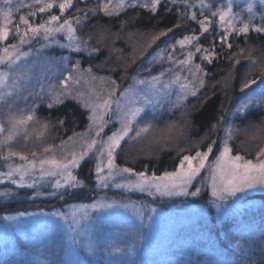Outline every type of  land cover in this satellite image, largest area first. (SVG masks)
Here are the masks:
<instances>
[{"label": "rangeland", "instance_id": "1", "mask_svg": "<svg viewBox=\"0 0 264 264\" xmlns=\"http://www.w3.org/2000/svg\"><path fill=\"white\" fill-rule=\"evenodd\" d=\"M59 2L60 0H57V4ZM162 2L169 6L186 7L190 18V13L195 12L197 20L194 22L196 24H198L197 21L208 17L211 20L209 31L216 33L218 39L223 34L219 17H213L212 13L221 7L226 9L228 0H203V3L209 4L210 7H201V0H162ZM248 3L255 5L253 9L255 19L252 23L254 25L264 23L260 19L261 15H264V3H261V0H232L233 13L247 21L252 15L247 11ZM3 6L4 0H0V7ZM12 7L14 9L13 23L10 27L13 31L15 26L20 24V16L22 15L27 16L31 22L37 24L47 20L51 15H60L61 22L64 19L73 18L66 16L69 9L61 14L58 7L31 16L30 13L39 7V5L33 6V0H13ZM17 8L18 11L15 10ZM145 10L149 11L148 9ZM80 24L73 25L76 28V35L82 41L80 51H76L74 46H69L70 42L64 33L56 35L49 41L38 38L24 46L23 50L29 55L20 62L17 70L23 71L26 74L25 78L21 79L19 88L15 92L6 97L5 100H0V122L4 123L6 129L5 133L0 134V137L7 134L10 115L26 116L34 111V121L29 122L28 126L29 132L32 133L37 121L38 108L47 106L48 95L46 93L49 86H59L69 72H72L74 77L82 76L79 90L89 94L91 88L100 91L110 89L113 86L112 82L115 80L111 77L92 70L89 74V69L80 66V59L77 55L91 52L88 41L78 33ZM250 32L257 34L254 30ZM238 35L235 33L230 35L228 42L234 45ZM195 36L200 37L199 35ZM183 37L162 42L138 67L136 75L131 77L128 84L121 86L115 82L118 85L116 95L119 96L125 89L133 86L135 80L150 79L152 76H159L162 72L164 73L162 78L164 83L177 74L191 79L189 69L195 71L196 65H199L206 72V68L218 55L213 58L211 63H208L202 59L205 53L196 52L195 49L197 45L208 49L213 44L203 45L198 40H194L191 45H186L184 49H181L177 44L173 50L170 46L176 44ZM17 39L18 37L10 34L8 41L0 42V47L15 43ZM221 44L224 48H228L225 43L221 42ZM215 51L219 54L216 47ZM189 52L193 53L190 65L182 66L175 63V61L186 59ZM157 64V68L152 72V67ZM77 65L79 72L76 71ZM90 76L103 78V80H91ZM200 76L205 75L200 74ZM69 83L71 84V82ZM73 87L76 86L73 85ZM41 88L45 91L41 92ZM255 94L253 91L247 96L243 95L230 110L228 116L221 117L218 123L217 137L213 139L216 143L213 153L209 157V163L215 160L218 155L221 142L226 138L225 130L229 127L233 129L229 141L233 154L239 153L247 158L246 152L241 153L233 145L238 131L235 123L243 120L250 111H264V106L254 103L246 113H238L236 108L244 99ZM180 95L179 84H173L170 88L150 94L153 104L146 107L145 112L134 122V129L143 127L149 122L154 126L160 118L171 115L197 94L195 96L189 95L186 100L178 103ZM71 100L81 106L86 114V122L82 130L70 134L65 140L67 151H71L73 148L72 140L69 138L78 139L76 134H84L85 137L90 135L88 132L90 125L89 109L84 108L81 102L75 99ZM118 116L119 113L115 110L114 105L113 111L105 117L108 124L101 133L102 138H106L120 127ZM95 131L96 129L93 128L92 135ZM130 135H134V132ZM21 138L23 137H19L17 140ZM141 139L133 141L126 138L122 145H131ZM60 145L55 147L58 156L61 155ZM119 150L116 153V164L121 167H130L118 162ZM197 151H206V149H198ZM195 152L186 155H195ZM6 154L7 152L4 150L0 156ZM90 158L94 159L95 166V155H90L87 159ZM255 158L256 155L247 159L255 160ZM16 163H20L18 158L11 161L0 158V172H6L9 164ZM135 170L139 172L137 169ZM145 170L149 174L154 172L148 169V165H144L141 171ZM128 178L130 177H117L116 182L119 183L122 179ZM208 178L209 171L205 168L189 189V191H195L199 187L201 189L199 195L173 197H153L139 191L116 188L111 183L108 188H102L95 179L98 193L92 200L74 203L63 202L61 205L53 206H50L51 203L48 201L53 199L63 201L74 189H67L63 199H61L60 195L50 194L53 189L48 181H42L36 187L29 188L20 187L12 184L11 181L4 180L0 182V198L3 199H0V203L8 200L4 197L14 198L20 189H34V193H31L30 198L24 200L27 201L28 205L22 207L21 210L0 213V264H264V200L259 196L264 194V189L258 188L239 193L218 209L213 203L215 198L211 195ZM5 183H11L13 186L5 185ZM100 198L115 199L143 206L145 217L150 214L147 211L150 207H155L157 212L153 215L150 224L146 220L141 223L133 208L89 209V215L83 219L78 218L75 223L70 215L67 220L50 215L52 212L70 213L71 206L91 204ZM19 213H26V215L20 216ZM8 215L15 216L16 219H4ZM73 229H76L75 233H73ZM73 235L76 237V243H73ZM141 237L143 238L141 239ZM89 247H91V251L88 250ZM113 248H120L122 251L114 252L112 251Z\"/></svg>", "mask_w": 264, "mask_h": 264}, {"label": "snow or ice", "instance_id": "2", "mask_svg": "<svg viewBox=\"0 0 264 264\" xmlns=\"http://www.w3.org/2000/svg\"><path fill=\"white\" fill-rule=\"evenodd\" d=\"M12 3L13 0H4V6L0 7V42L8 41L10 34L18 37L15 43L0 47V100H5L6 97L15 92L19 88L21 79L25 78L26 74L17 70L20 62L29 55L28 52L23 50L25 45H29L38 38H43L45 41L52 40L60 33L66 34L70 42L69 46H74L76 51H80L82 45L81 39L76 35V28L73 26L81 23V17L64 19L61 22L60 15H51L47 20L37 24L31 22L27 16L22 15L20 16V24H17L13 31L10 27L13 23L12 16L14 12ZM161 3L162 0H103L99 10L106 16H113L119 15L120 12L128 8L140 6L155 13ZM261 3H264V0H261ZM36 5H39V7L30 13L31 16H36L37 13H45L54 7H58L59 12L62 14L73 6V0H60L58 4L57 0H33V6ZM201 7H210V5L204 4L203 0H201ZM246 7L247 11L252 14L247 21L240 18L238 14L233 13L232 0H228L226 9L221 7L212 13L213 17H219L223 33L219 39L229 49L233 45L228 42V37L233 33L247 36L250 31L254 30L257 34H264V23L260 25L252 23L255 19V13L253 12L255 5L248 3ZM15 10L18 11L19 9ZM92 12L95 13L96 9H92ZM190 16L193 21L197 20L195 12H191ZM84 18H87V14H85ZM260 19L264 22V15H261ZM197 23L202 30V35L209 32L211 20L208 17L197 21ZM168 31L170 32L172 29H168ZM165 35L167 33L162 31L158 35L153 36L152 43ZM198 39L199 37L195 35H186L170 47L175 50L178 44L181 49H184L186 45H191L194 40ZM195 50L196 52L205 53L202 59L208 63H211L213 58L218 55L215 51V44L208 49L197 45ZM91 51L95 52L98 49L92 48ZM192 57L193 53L189 52L186 59L175 61V63L182 66L190 65ZM235 62L237 64L240 63L239 60ZM249 63L255 65L257 61L249 58ZM76 71L79 72L78 65L76 66ZM88 72L90 74L91 69ZM200 74L207 75L203 68L196 65L195 71L189 69L191 79L177 74L164 83L162 82L164 76L162 72L159 76H152L150 79L135 80L133 86L125 89L117 96L118 85L114 81L110 89L98 91L95 88H91L89 94L79 90L83 79L82 76L74 77L73 73L69 72L59 86H49L46 93L48 95L47 107L51 108L54 105L62 104L68 98L81 102L82 106L90 111L88 129L90 135L85 137L84 134H76L79 137L78 139L69 138L73 143L71 151H67L65 142L62 141L59 146L60 156L57 155L56 149L49 145L43 149V153L40 156L33 152L30 158L23 153L13 151L12 144L19 137H23L27 141L33 135V133L29 132L28 126L29 122L34 121V111L26 116L17 117L10 115L8 117L9 127L7 134L0 137V153L6 150L7 154L0 156V158L6 161L18 158L20 163L9 164L6 172H0V182L7 180L20 187L32 188L42 181H48L53 189L50 194L54 196L60 195V198L63 199L64 192L67 189H75L83 185V181L74 172L81 166L82 162L94 154L96 157L94 166L95 179L102 188H108L111 183L116 188L139 191L153 197L196 196L200 194L201 189L199 187L195 191H189V189L201 175L202 170L207 168L211 195L215 198L213 203L218 209L239 193L258 188L264 189V147H261L256 153L255 160L247 159L239 153L233 154V149L229 143L233 132L231 127L225 130L226 138L221 142V149L211 163H209V157L213 153L215 141L207 146L206 151H196L195 155H183L174 170L164 171L160 175L155 172L149 174L147 170L137 172L134 168L121 167L116 164L117 150L121 149L122 142L126 138L133 141L143 138L154 127L150 122L143 127L135 129L133 127L134 122L141 117L146 107L153 104L150 94L170 88L173 84H179L181 89V95L178 97L179 103L186 100L189 95L195 96L198 90L204 87L205 81ZM261 75H264V66H261ZM90 79L103 80V78L95 76H90ZM73 85L76 87L74 88ZM253 86L257 87L253 89ZM44 91L41 88V92ZM240 91L244 96H247L248 92L251 91H255L256 94L244 99L236 108V112L246 113L254 103L264 106V80H260L259 77L257 79L247 78L242 82ZM114 105L115 110L119 113L117 119L120 127L106 138H102L101 133H103L104 128L108 124L105 117L113 111ZM60 123L62 124L63 120ZM48 127L47 123L41 125L42 131L35 133V138L41 139ZM93 128L96 129L94 135H92ZM5 131L4 123L0 122V134L5 133ZM259 131L264 132V129ZM133 132L134 135H130ZM123 176L130 178L122 179L121 182L117 183V177ZM61 190L64 191L62 192ZM114 208H133L141 223L146 220L149 224L153 220V215L157 212L155 207H150L147 209L150 214L145 217L143 206L115 199L100 198L91 204L73 205L70 213L52 212L50 215L65 220L70 215L75 223L78 218L87 217L89 209L108 210ZM19 215L23 216L26 213H19ZM4 219L14 220L16 217L8 215ZM75 232L76 229H73V233ZM72 240L73 243L77 242L75 235H73ZM88 250L91 251V247ZM112 251L120 252L122 249L113 248Z\"/></svg>", "mask_w": 264, "mask_h": 264}, {"label": "trees", "instance_id": "3", "mask_svg": "<svg viewBox=\"0 0 264 264\" xmlns=\"http://www.w3.org/2000/svg\"><path fill=\"white\" fill-rule=\"evenodd\" d=\"M102 2L74 0L66 16L82 18L78 33L88 41L91 49H98L86 54L79 53L77 56L80 66L109 76L121 86L130 82L138 67L162 42L195 34L200 36L199 43L215 44L219 52L218 57L206 68L207 75L202 77L205 81L204 87L198 90L195 97L171 115L160 118L144 138L131 145L123 144L119 150L120 164L138 171L148 165V169L156 174L172 171L180 157L192 154L198 149H207L217 137L221 117H227L244 95L240 89L245 79L259 77L264 80V75H261V66H264V34L250 32L247 36L238 35L235 44L229 49L222 46L216 33L209 31L202 35L200 26L189 17V11L184 6H169L162 2L155 13L135 7L128 8L117 16H106L99 10ZM92 9H96V12L93 13ZM85 14L87 18H84ZM168 29L172 31L169 32ZM162 31L167 35L152 43V37ZM249 58L257 63L250 64ZM236 60L240 63L237 64ZM157 66L158 64L152 67L151 71ZM256 87L253 86V89ZM36 119L33 135L27 141L24 138L14 141L13 151L31 157L33 152L42 154L43 149L49 145L57 147L62 141L65 142L70 134L83 129L86 114L79 104L66 99L62 104L51 108L46 105L38 108ZM45 123L49 127L38 140L35 133L42 131L41 125ZM235 126L238 128L233 142L235 149L241 153L246 152L247 158H253L259 149L264 147V132L259 131L264 129V111L248 112ZM75 174L84 185L74 189L63 201H48L50 206L61 205L63 202L90 201L98 193L94 159L82 162ZM7 184L13 186L11 183H5ZM31 193H34V189H20L14 198L4 197L8 200L0 203V213L18 211L26 207L28 203L24 200L30 198ZM259 196L264 200V194Z\"/></svg>", "mask_w": 264, "mask_h": 264}]
</instances>
